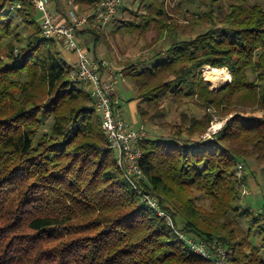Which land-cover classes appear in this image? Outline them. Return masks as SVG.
<instances>
[{"label": "trees", "instance_id": "trees-1", "mask_svg": "<svg viewBox=\"0 0 264 264\" xmlns=\"http://www.w3.org/2000/svg\"><path fill=\"white\" fill-rule=\"evenodd\" d=\"M98 1L75 0L79 8ZM136 1L118 6L113 32L169 31L166 0ZM208 5L196 14L217 15L218 23L173 41L151 67L123 69L145 105L141 121L171 129L141 138L139 187L159 196L172 226L117 164L88 86L73 77L76 58L65 61L62 41L42 35L33 2L0 0V264H217L218 245L224 264H264V205L241 207L238 176L241 159L264 162V8L247 0ZM83 32L95 41L104 35ZM206 65L226 67L231 80L211 89ZM173 105L180 119L157 121ZM211 107L234 112L204 138ZM248 107L263 115H245ZM179 232L205 242L214 257L193 252Z\"/></svg>", "mask_w": 264, "mask_h": 264}, {"label": "rangeland", "instance_id": "rangeland-1", "mask_svg": "<svg viewBox=\"0 0 264 264\" xmlns=\"http://www.w3.org/2000/svg\"><path fill=\"white\" fill-rule=\"evenodd\" d=\"M209 3L210 0H166L165 6L169 16L167 20V28L169 25L171 27L169 28V31L166 29L162 31L159 27H156L150 28L142 33L137 31L134 34H121L119 32H113L115 26L110 21L105 25L104 30H102L104 35H102L98 41H95L90 33H77V41L89 49V52L94 57L97 56V58H95L98 61L105 60L109 63L108 66L110 67L112 76L116 81V93L114 97L118 102L119 98L117 97V90L119 89L121 91L122 106L124 108L122 112L123 117L131 123H134V125H131L136 128L143 123L145 134H160L161 132H169L171 129L169 127L160 126L155 121H151V123L141 121L138 106L144 105V103L137 97V90L130 78L125 75L123 69L132 63H136L138 68L144 66L151 67L167 58L168 55L165 49L173 41L194 37L201 30L209 27L213 22L218 23L219 20L216 17L217 15L213 16L214 18L211 20L208 19L210 15L207 13L206 15H202L203 17L197 15L198 13L200 14V12H204L206 9L208 10ZM247 3L259 4L264 8V0H247ZM137 5V1L133 4V0H121L120 8H136ZM65 6V0L58 2V6L56 3L52 4V7L59 12L65 11ZM80 10L87 13L90 11V8L82 7ZM214 13L218 14L217 11ZM62 17L63 16L61 15L60 19ZM37 18L39 19V22H41L42 14L40 12H37ZM124 18L128 19L129 14H125ZM59 49L62 58L72 64L73 60L76 58V54L67 50L62 45H59ZM224 71L229 72L226 67L214 68L210 65H206L202 68L204 79L208 82L210 88L215 91L219 90L221 86L231 80V73L229 72L230 79L227 80ZM76 85L79 86V84ZM133 108L136 110L134 114ZM181 109V107H176L175 105L170 106L167 115L162 119L158 118L157 121L162 120L174 123L180 119ZM240 110L244 109L241 108ZM245 110V115L259 117L263 115V112L257 108L248 107ZM192 111L198 115H201L203 112V110L197 106L193 107ZM209 112H211L213 120L208 127V130L203 135L204 138L211 137L214 133L218 132L226 123L227 119L233 115L234 111L228 116H223L215 107H211ZM51 123L52 119H47L42 128V132H48ZM217 124L218 127L216 128L215 125ZM240 163L243 164V168L238 169V176H244V184L242 186L240 200L241 207L261 210L264 205V162L257 161L255 156H248L245 159H241L238 162V166ZM210 202V200L202 198L201 204L209 208ZM168 215L170 214L168 213ZM186 236L190 239H197L196 237L187 234Z\"/></svg>", "mask_w": 264, "mask_h": 264}, {"label": "built area", "instance_id": "built-area-1", "mask_svg": "<svg viewBox=\"0 0 264 264\" xmlns=\"http://www.w3.org/2000/svg\"><path fill=\"white\" fill-rule=\"evenodd\" d=\"M30 1L42 14L40 22L42 35L46 38L61 40L67 50L76 54L73 77L88 86L100 113L102 128L108 138V146L117 155V164L130 183L142 194L143 199L173 226V219L162 209L159 196L143 192L139 187V183L146 179L140 166L142 158L140 140L146 135L144 124L136 128L123 117L118 106L119 102L114 97L116 81L108 66L109 63L105 60L98 61L89 49L77 41L80 28L91 27L104 30L105 25L116 14L121 0H99L87 13L79 9L75 0H65L66 6L63 12L55 10L51 0ZM61 15L63 17L60 19ZM238 167L242 169L243 164L240 163ZM179 235L193 252L206 258L215 256L217 264L225 263V253L220 245L217 246V254L212 257L205 242L190 239L181 232Z\"/></svg>", "mask_w": 264, "mask_h": 264}, {"label": "crops", "instance_id": "crops-1", "mask_svg": "<svg viewBox=\"0 0 264 264\" xmlns=\"http://www.w3.org/2000/svg\"><path fill=\"white\" fill-rule=\"evenodd\" d=\"M125 81V80H124ZM117 97L119 98V103L118 106L121 109V111L123 112L124 108L122 106V95H121V91L118 89L117 90ZM136 112L135 108H133V114ZM136 116V115H135ZM127 120V119H126ZM129 123H131L129 120H127ZM134 125V123H131ZM137 126V125H136Z\"/></svg>", "mask_w": 264, "mask_h": 264}, {"label": "bare ground", "instance_id": "bare-ground-1", "mask_svg": "<svg viewBox=\"0 0 264 264\" xmlns=\"http://www.w3.org/2000/svg\"><path fill=\"white\" fill-rule=\"evenodd\" d=\"M224 72H225V77H226V79L229 80V79H230V73H229L228 71H224ZM214 77H215V76H214ZM215 127L217 128V127H218V124L215 125Z\"/></svg>", "mask_w": 264, "mask_h": 264}]
</instances>
